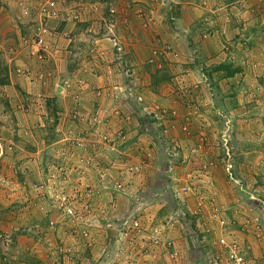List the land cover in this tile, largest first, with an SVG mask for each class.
<instances>
[{"label":"rangeland","instance_id":"rangeland-1","mask_svg":"<svg viewBox=\"0 0 264 264\" xmlns=\"http://www.w3.org/2000/svg\"><path fill=\"white\" fill-rule=\"evenodd\" d=\"M8 1L0 0V9ZM12 1L9 9L14 8L17 21L41 22L39 30L29 29L24 40L35 45L40 36L48 35L49 23H63L64 17L74 25L78 4L100 3L103 33L105 20L115 16L109 8L117 3ZM147 1L153 7L150 11L159 12L157 24L165 25L160 26L164 35L157 32L150 11L130 8L135 20L142 15L143 23L133 33L122 30L130 41L116 36L107 42L113 56L100 58L107 67L103 75L112 77L106 83L114 84L110 71L116 62L126 72L116 74L118 93L112 85L96 88L98 107L78 104L77 89L72 90L73 106L67 104L54 84L49 87L47 80L53 75L47 65L36 66L35 73L25 63L19 67L18 74L37 86L26 94L18 88V94L39 117L30 128V142L25 141L40 151L33 157L34 167L0 168V194L6 192L0 199V211L6 214L0 215V249L9 253L14 241L19 264L31 261L27 254L39 264L40 257L48 264H233L231 251L246 264H264V0ZM195 2H204L200 8L204 13L189 16L191 9H182V26L177 22L180 8ZM125 6L123 1L121 7ZM221 8L225 15L215 13L218 25L205 20ZM177 30L184 34L181 44L190 55L180 52V45L173 46L172 36L166 38V33ZM47 42L44 37L43 48L37 47L40 63L47 61L43 51ZM137 43L150 56L137 53L138 68L127 53ZM197 47L208 54L196 52ZM257 49L261 51H253ZM4 68L0 63L1 83L8 78ZM97 109L105 113L99 125ZM76 110L84 121L73 119ZM92 110L94 115L84 116ZM163 110L167 113L157 118L154 113ZM88 191L97 195L86 216L80 196ZM62 192L77 197L73 203L78 212L91 222V248L80 236L83 223L65 217L59 208L56 195ZM64 249L77 255L63 257ZM2 257L6 264L13 263L9 256L1 253Z\"/></svg>","mask_w":264,"mask_h":264},{"label":"crops","instance_id":"crops-1","mask_svg":"<svg viewBox=\"0 0 264 264\" xmlns=\"http://www.w3.org/2000/svg\"><path fill=\"white\" fill-rule=\"evenodd\" d=\"M123 1L126 3L125 7H121V3H123ZM133 1L135 0H117V3H113V9H109L112 13H115V16L112 20H108V22L105 20L106 23L104 24L105 29L103 33H101L100 30L101 25H103L100 22V3L96 2L91 6H85V4H82L81 6V4H76L78 8L76 7L77 10L74 17L77 19V21L74 25L65 22L68 19L65 20L64 17L61 19V22L63 23H60L58 21L56 22L58 24L54 23L52 25L49 23V30H47L49 33L48 35L44 36L49 40V42H47V46L44 47L45 50L43 49V51L47 52V55H49L50 57L48 59V56L46 55L45 58L47 61L45 62L42 58H40L42 59V63H40V61L36 58L38 46L33 44L31 39L29 43L26 44V41L24 43V40H26L28 36L29 29L35 31L37 28L39 30L41 22L37 19L35 20L32 18L30 20H27L25 18L21 20L19 18V20L17 21L14 8L11 10L9 9V5H11V7H14L12 6V3L14 2L12 0L8 1L5 4L7 5L6 7L0 9V63L3 67H5L4 69H6L8 74L7 80L4 83L0 82V168L21 169L23 167H34L32 163L37 162L33 157H36V155L40 153V151L36 152V150L32 149L29 143L25 141L26 139H29V135L31 134L30 128L34 126L35 122L39 121V117L36 113H33L34 109L29 105V103L26 102V100H24V106L23 100H21V96H19L18 94L20 93L18 88H22L24 93L26 94L28 91L30 92L33 87L36 91L37 89L35 88L37 86H35V83L32 84L29 78H24L18 74V72H20L19 67H21L22 64L25 63L30 66L32 71H34L35 73V71L38 72V70H35L36 66L43 67V65H47L46 67L49 68V72H51L53 75L52 79L47 80V82H49L50 84L49 87L54 84L56 87L55 89H58V91L60 90L59 97H62L64 100L66 99L65 102L67 104L73 106L72 103H74L75 98L74 100H72V90L77 89L78 91H81V93H79V95H77L76 97L77 101L75 100L78 104H80L81 102L83 107L87 106L91 108L97 104L98 107L100 105V99L95 97L96 88L103 87L106 85H112V90L115 92V89L117 87L115 83L117 78L116 74H123L126 72V70H123L122 72L116 66V62L115 65L111 66L113 69L110 71L111 75L113 74L114 76V84L112 82L106 83V81L111 80L112 77L109 76V78H107L106 76L105 78V75H103L106 74L105 70L107 67H105L106 65H103L100 62V58H108L111 56V54L113 56L112 46L107 44V42L112 41V38L116 36H119L126 42L128 39L126 40L124 36L127 35V33H133V29L138 31L139 25L143 23V20H141L142 15H139L138 18L136 17L138 20H135V17L133 16L135 12L133 13L130 8L135 10H140L142 8V11L143 9L146 11H150L151 9H153L152 4L150 2L148 4L147 0H138L141 1V5H135V3L138 1L132 3ZM144 2L147 6L144 5ZM202 3L204 2H201L200 5H196L197 2H195L194 4L190 3L192 5L191 7H188L186 4H184V6L182 5V8H180L181 16L177 19V22H179V24L182 23L183 26L184 22H182V20L185 11L183 12L182 9L184 10V8L186 11L188 9H191L190 14H188L189 16L204 13L200 9L202 8ZM223 10L224 8L217 9L216 11L212 12V17L205 20L211 21V25H218V20H216L217 18H215V13H217V15L223 16L225 15L223 14ZM152 11H150L153 15L152 20L155 21V24H157L159 12L154 13ZM145 16L147 18L150 17L149 14H146ZM29 22L31 26H29ZM188 22L190 24L192 23L191 21ZM149 24L151 23L149 22ZM51 25L54 29L53 32H51ZM56 26L58 27V31L56 30ZM160 26H163L162 28L165 29V25L162 23V21L157 24V32L160 33L161 36H163L164 30L161 29ZM213 28L216 29L215 26H211V29ZM122 30H126L128 32H125V35H123L121 33ZM140 32L147 35V30L142 29L141 26ZM183 32H187L186 28L183 30ZM70 33L73 34L71 35ZM168 37H170L171 41H173L174 47L180 45V52L183 51L184 54L190 55V49L185 50V47L183 46V41H185V39H183L185 37L184 34L182 35V33L177 30L172 33H166V38ZM137 40L140 43L143 42L142 38ZM137 40L134 39L133 41ZM166 40L168 41V39ZM128 41H130V39ZM195 41H197L196 38ZM132 43L133 42H130L131 47L133 46ZM181 43H183V45ZM137 45V48L135 47L136 49L131 48L127 50V53L131 55L129 56L130 58L132 57V66L138 68V65L140 64V58L136 59L137 53H139V55L143 54L144 57H148L149 52L147 49H144L145 52L142 53L143 49L141 48V45L138 43ZM197 48H195L196 52H205L201 53L202 55L208 54V51H206L204 47L203 50H201V48ZM132 49H134V51ZM253 51L258 52L261 50L257 49L256 51ZM38 63L39 65H37ZM103 68L105 69L103 70ZM57 74L59 75L56 78L55 76ZM58 82L60 83L59 87H57ZM133 82L135 83V85H137L135 81ZM136 87L135 90L139 94H141L138 91V87L137 89ZM112 90L109 89L106 91H110L112 94H114ZM116 93L118 92H115V94ZM98 94L99 96L101 95L100 92H98ZM165 98L161 100L168 103L169 98ZM90 100L95 101L91 103L92 106L89 104ZM112 100L113 98L109 99L110 105L112 104ZM85 103L86 105H84ZM93 111L94 110L88 113L84 112L87 115H83L88 116L91 113L94 115ZM96 111L97 113H95V117L98 121L95 123L99 125L101 124L100 121L103 119L105 113L99 109H97ZM76 112L79 111L76 110ZM115 112L116 110L113 109V113ZM117 118L118 117L115 116V119ZM115 119L113 118V122ZM114 123V126L112 127L115 128L117 124ZM121 133L123 132L121 131ZM90 134L92 135V133ZM28 141L30 142V140ZM12 149L15 151V153L10 152ZM49 152L52 153L50 150ZM4 194H6V192H2V194H0V199ZM0 215L5 216L6 214L5 212L0 211ZM32 245L33 243L31 244V247ZM15 246L16 245L14 241H12V243L9 245V253H6L5 247H1L0 264H6L4 262V258H1V253L3 255L9 256L11 258V261H13V263H10V260H6L8 263L19 264L18 259H16V256L19 255V252L17 250L18 248H16ZM30 249L33 250L34 246ZM27 255L29 259H31V261L29 260L28 264H39L36 263L38 262L37 259L35 260L34 258H32L33 255L31 257L29 256V254ZM39 259L42 261L43 264H48L43 261V258L40 257Z\"/></svg>","mask_w":264,"mask_h":264},{"label":"built area","instance_id":"built-area-1","mask_svg":"<svg viewBox=\"0 0 264 264\" xmlns=\"http://www.w3.org/2000/svg\"><path fill=\"white\" fill-rule=\"evenodd\" d=\"M44 11L46 12L47 10H44ZM50 13H52L51 15H53L52 17L48 16V17H51L50 19L56 18V13H54L53 11L50 12ZM50 13L48 12V14H50ZM43 41H44V36H40L38 44H37L38 47L43 48L42 47L43 46ZM115 45H117V44L115 43ZM154 53L156 54V52H154ZM157 54H158V52H157ZM149 62L153 63V60H150ZM166 113H167V111L163 110V111H160V112L156 111V113H154V114L156 115L157 118H159L160 115L162 116V115H164ZM174 114L175 113L173 112V115ZM73 119L74 120H78V121H84L85 120V118L81 117V115L79 113H77V112L74 114ZM97 121L98 120L95 117V122H97ZM78 145L79 146L81 145L80 141H79ZM129 170L132 171V172H135L133 168H131ZM136 170H137V168H136ZM98 171H99L100 174H104V172L100 171L99 168H98ZM121 175L123 176V174H121ZM103 178H104V176H103ZM36 187L39 188L38 186H36ZM91 193H92L91 191H88V192H86V194L83 193L80 196L82 198L84 197L83 209L86 212V214H85L86 216H87V214H91L92 208L94 206L95 195H97L96 193H94V194L93 193L91 194ZM84 194H85V196H84ZM56 196H57V198L60 201L59 208L63 211L64 216L69 218V219L76 220L77 222H80L81 224L83 223V225L85 227L81 231V235L80 236L86 242L87 248H91V246H93V242H94V238L92 237L91 231H90L91 222H89L87 219L85 220L86 216L83 217L78 212L76 204L73 203V200H77V197H70L69 195L65 194L64 192H62L61 194L56 195ZM135 225L137 226L138 223L137 224L135 223ZM222 243L225 244L224 241H222ZM61 255H63V257L74 255L72 257H75V255H77V253L73 249H71V250L70 249H68V250L64 249V252H61ZM229 255H230L231 260L233 261V264H246L245 260L241 256L237 255L235 251H231L229 253Z\"/></svg>","mask_w":264,"mask_h":264}]
</instances>
